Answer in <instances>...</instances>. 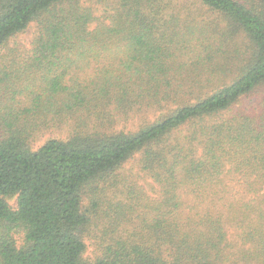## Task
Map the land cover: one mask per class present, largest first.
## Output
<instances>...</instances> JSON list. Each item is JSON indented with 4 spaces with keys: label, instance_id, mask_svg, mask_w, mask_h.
<instances>
[{
    "label": "trees",
    "instance_id": "16d2710c",
    "mask_svg": "<svg viewBox=\"0 0 264 264\" xmlns=\"http://www.w3.org/2000/svg\"><path fill=\"white\" fill-rule=\"evenodd\" d=\"M113 1L0 0V264H83L96 196L88 264H264V104L222 118L264 87V0Z\"/></svg>",
    "mask_w": 264,
    "mask_h": 264
},
{
    "label": "rangeland",
    "instance_id": "374dc122",
    "mask_svg": "<svg viewBox=\"0 0 264 264\" xmlns=\"http://www.w3.org/2000/svg\"><path fill=\"white\" fill-rule=\"evenodd\" d=\"M113 0L108 3L109 7L107 8L110 10L113 8L111 5ZM102 0H81V4L85 7H90L94 10L96 15L100 16L102 9L104 7L101 5ZM204 12V10H203ZM202 13V11H201ZM205 14V12H204ZM207 18L214 19L212 16L205 14ZM35 35V25L31 24L27 29H25L22 33L17 34L11 39L10 46L20 48L22 50H30L33 37ZM8 49L3 50L2 53L6 52ZM7 53V52H6ZM5 53V54H6ZM230 83V82H229ZM263 104H264V87L257 89L256 91L252 92L248 96L240 98L225 114H223L222 118L228 119L235 116H246L253 119L255 122L259 121L263 113ZM127 129H130L126 126ZM68 135V130H63L62 132H45L37 137L31 142V147L33 150H37L40 148L46 141L50 139H55L57 136L60 138H65ZM6 136V132L2 129V125H0V138ZM139 156L138 153L135 157L130 158L123 166V169L120 171V174L127 180L129 183L135 184L136 188H147L149 189L148 184L152 182L148 179L140 180L137 178L140 169L139 163ZM103 185L99 180L92 183L91 186L96 190V188H102ZM90 187H88L89 192ZM100 192V189L97 190ZM97 192V193H98ZM110 194V193H108ZM16 198V197H15ZM12 197H6L5 201L12 209H16V199ZM101 197H95L92 201L87 200L86 203V210L89 209L91 213V229L93 230V236L101 237L103 235V231L105 227H107L109 221L106 216L102 215L101 209H104V206H100V209H94L92 207V202L96 201L99 202ZM119 202L115 200L113 201L112 205H117ZM107 206V205H106ZM90 216V215H89ZM92 235L87 233L86 237L84 238V242L86 245V251L82 256L83 264H88L93 261L96 257V247H95V239L91 237ZM96 254V255H95Z\"/></svg>",
    "mask_w": 264,
    "mask_h": 264
}]
</instances>
